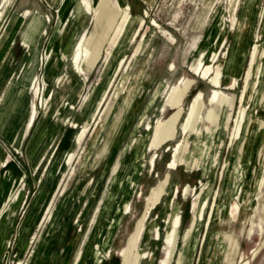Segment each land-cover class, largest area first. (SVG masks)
<instances>
[{"label": "rangeland", "instance_id": "374dc122", "mask_svg": "<svg viewBox=\"0 0 264 264\" xmlns=\"http://www.w3.org/2000/svg\"><path fill=\"white\" fill-rule=\"evenodd\" d=\"M104 1L0 0V40L10 32L0 42V264H94L99 255L125 264L138 230L128 264H206L215 234L210 264H264V56L240 103L253 48L264 46V0H127L144 20L127 45L112 43L118 23L106 19L119 0ZM38 17L46 32L30 49L24 33ZM187 80L174 135L158 145ZM215 88L228 101L210 103ZM199 92L204 104L186 130ZM254 118L263 126L249 149ZM131 179L130 210L117 220Z\"/></svg>", "mask_w": 264, "mask_h": 264}, {"label": "bare ground", "instance_id": "6f19581e", "mask_svg": "<svg viewBox=\"0 0 264 264\" xmlns=\"http://www.w3.org/2000/svg\"><path fill=\"white\" fill-rule=\"evenodd\" d=\"M105 0L104 3L106 4ZM146 1H151V0H146ZM103 2V0H102ZM121 8L120 10L112 8V9H108L107 10V20H113V21H117L118 23V28L116 29V40L114 39V41H112V43L114 42V44H116L118 42V39L120 37V45H127L129 44V42L131 41L132 37L135 34V31L137 29V26L139 24H142L144 22L143 18H132L128 12H127V5L128 2L127 0H119ZM109 8V6H108ZM119 8V7H117ZM95 16V22H103L100 20L101 16L99 14V10H97L94 13ZM68 21L67 17H64L63 20V24H66ZM15 22L18 24V19L15 18ZM104 23V22H103ZM157 24V23H156ZM111 25V24H109ZM29 31L27 30V32H25V37H32V42L27 41L25 38V43L29 45L30 49L32 48V45H35V43L39 40V38L46 32V21L41 19L40 17H38V19L30 25L29 27ZM103 32H101L100 36L102 37L104 35V32L106 30V28H103ZM114 29V28H113ZM101 31V30H100ZM31 32V33H30ZM27 33H30V35H28ZM76 35V29L75 26L72 25H68V27H66L65 32H64V36L62 38V60H66L67 59V50L73 40V38ZM10 36V32L9 30L6 29L4 36L2 37V39L0 40V42H2L3 40L7 39ZM108 36V35H107ZM101 37L99 38V40L96 42V48H102V40ZM225 40V36H223L222 41H220L221 43L219 44V48L222 46L223 42ZM105 42V41H104ZM51 47V46H50ZM219 48L218 50L214 53L213 55V60L216 59L218 57V52H219ZM51 48L48 49L47 51V56L49 57L50 55V50ZM99 51H97V54H99ZM78 55V53H77ZM94 55V54H93ZM91 56V55H90ZM264 56V46L262 47L260 44H256L253 48L252 51V55H251V62H250V66H249V70L248 71V77L246 80V85L243 89L242 95L240 97V103H241V107L244 106V103L248 100V96H249V90L251 89L252 86H256L258 84V76L260 73V69H261V62H259V59L261 57ZM34 57V55H33ZM76 58L78 59V56H76ZM76 61V59H75ZM261 61V60H260ZM31 62V61H30ZM33 62V61H32ZM36 62V61H35ZM122 61H120L121 63ZM201 68L198 67L196 69V71H199V69ZM91 69V68H90ZM201 71V69H200ZM211 71V67L207 66L206 69L203 71V75L207 76L208 73H210ZM209 76V75H208ZM220 71L218 69L217 74L215 76H213L211 78V82L213 83L214 87H219L221 85V79H220ZM251 81H253L252 86H251ZM182 84V83H181ZM192 85V80H187L184 83V87L179 88L177 87L175 90V92L177 93V97H175V101L174 104L176 106L179 107V109L167 120V122L163 125V128L161 130V133L159 135V142L158 145L161 144L162 142H164L166 139L171 138L174 135L175 132V128H176V122L179 119L181 113H182V102L184 100V97L186 96L187 92L189 91L190 87ZM103 95V93H102ZM104 96V95H103ZM102 96V98H103ZM101 98V99H102ZM221 98H226L225 96L222 97L221 96V92L215 88L213 90V93L209 99L210 103H215L217 101H219ZM100 99V101H101ZM227 100V98H226ZM228 101V100H227ZM100 103V102H99ZM204 104L203 101V94L202 92H199L198 94H196V96L193 98L191 107H190V111L188 112V117L186 120V130L190 128V125L193 123L195 116L199 113L200 109L202 108ZM99 106V105H98ZM213 115V110H210L207 114V116H212ZM34 119V111H32V115L30 118V122L31 120ZM29 122V123H30ZM86 126V125H85ZM263 126V120L259 119V118H254L250 124V126L247 129V136H246V140H245V145H247V143H249V149H251L255 137L258 134L259 130L261 129V127ZM181 147V146H180ZM179 147V148H180ZM243 151V148L241 149ZM154 161V160H153ZM177 163V156L176 153L174 154V159L173 161L170 162L169 166L173 167L175 164ZM167 183V180L165 181L163 186H160L157 191H155V195H154V200L158 201L160 196L163 193L164 190V186ZM13 211V210H12ZM15 214V213H14ZM67 217V216H66ZM233 217H235V215H233ZM261 224V228H263L262 223ZM134 241H135V236L132 238V241L130 242L129 248L127 249H123L121 252V255L124 256V262L125 264H128L129 262V258L132 252V248L134 247ZM234 244V242L232 243ZM257 252V251H256ZM255 252V254H256ZM138 260H134V262L132 264H137ZM249 260H244L241 262V264H248Z\"/></svg>", "mask_w": 264, "mask_h": 264}, {"label": "crops", "instance_id": "0c3cea01", "mask_svg": "<svg viewBox=\"0 0 264 264\" xmlns=\"http://www.w3.org/2000/svg\"><path fill=\"white\" fill-rule=\"evenodd\" d=\"M146 1V0H145ZM148 2V1H147ZM141 140H142V138L140 137V138H138V140L136 141V148H137V150L139 151V152H141V149H140V142H141ZM143 152V151H142ZM133 178H136V184H137V176H134ZM132 178V179H133ZM132 179L125 185V187L123 188V195H122V199H121V202H120V206H119V213H118V216H117V220L119 219V217L123 214V213H126L127 211H129L130 210V205H131V201H130V199H131V196H132V193H133V191H134V188H135V186H132V184H131V182H132ZM116 187H114V189H115ZM128 202V209L126 210L125 209V206H126V203ZM116 224V223H115ZM115 224H113V225H115ZM116 226V225H115ZM3 233H4V235H3ZM138 235H139V230H138V232L137 233H134L132 236H131V238L129 239V244H128V246L126 247V248H124V249H127V248H129V245H130V242L132 241V238L135 236V241H134V247H135V243H136V241H137V238H138ZM221 235V234H220ZM219 234H215V235H213L212 236V238L214 237H219L220 236ZM229 235V237H231L232 238V235H230V234H228ZM212 238H211V240H210V244H209V248H208V252H207V255H206V258H205V260L207 259V263L206 264H210L213 260H214V258H215V256H214V253H215V251H216V249H217V247H218V244H221L220 242H219V240L218 241H216L215 242V240H213L212 241ZM234 238V244H233V246L235 245L236 246V248L235 249H237V243H236V238L235 237H233ZM5 241H6V234H5V232L4 231H2L1 230V232H0V248L3 246V244L5 243ZM134 247H133V249H134ZM92 248V246L91 247H88L86 250H85V248H84V251H85V253L86 254H89V252H91V249ZM108 252H110V248L109 247H106L105 248V254H107ZM132 252H133V250H132ZM133 254V253H132ZM101 256V257H100ZM99 257V258H98ZM97 258H96V260H95V262H94V264H99L100 263V260H102L103 259V257H104V255H99ZM136 258V257H135ZM234 262L233 261H230V262H228L227 264H233ZM137 264H138V262H137ZM204 264H205V262H204Z\"/></svg>", "mask_w": 264, "mask_h": 264}]
</instances>
